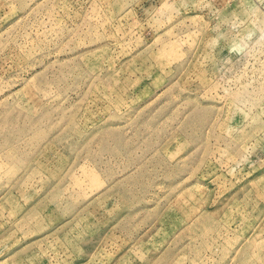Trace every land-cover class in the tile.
Wrapping results in <instances>:
<instances>
[{"label": "rangeland", "instance_id": "374dc122", "mask_svg": "<svg viewBox=\"0 0 264 264\" xmlns=\"http://www.w3.org/2000/svg\"><path fill=\"white\" fill-rule=\"evenodd\" d=\"M0 264H264V0H0Z\"/></svg>", "mask_w": 264, "mask_h": 264}]
</instances>
